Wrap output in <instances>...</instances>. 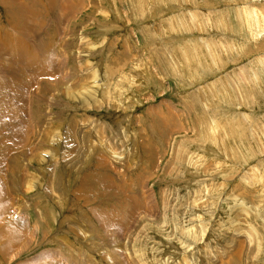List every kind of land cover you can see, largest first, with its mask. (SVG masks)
I'll return each instance as SVG.
<instances>
[{"label":"rangeland","instance_id":"1","mask_svg":"<svg viewBox=\"0 0 264 264\" xmlns=\"http://www.w3.org/2000/svg\"><path fill=\"white\" fill-rule=\"evenodd\" d=\"M0 149V264H264V0H0Z\"/></svg>","mask_w":264,"mask_h":264},{"label":"crops","instance_id":"2","mask_svg":"<svg viewBox=\"0 0 264 264\" xmlns=\"http://www.w3.org/2000/svg\"><path fill=\"white\" fill-rule=\"evenodd\" d=\"M0 150H2V149H0ZM7 190H8L7 187H5L4 191L0 190V193L3 192L4 196L7 197L8 196V194H7L8 191ZM4 200L5 199L3 198V196L0 195V204L1 205L4 202ZM1 205H0V207H1ZM2 209L3 208L1 207L0 210H2ZM21 215L23 217L25 216L23 214H21ZM25 219L26 218H24V220ZM20 226H23V224L21 222H18L17 220H14V222L12 224L10 222H8V224L7 223L4 224V226H3L4 227L3 235H4V237L6 235V238H7L6 241H8V242H6L5 245L1 247V249H0L1 250L0 251L1 255H3L6 251H8L10 249V247H11V244L13 242L17 241L18 239H20L21 238L20 236L23 235L22 232L18 231V229L22 230V228Z\"/></svg>","mask_w":264,"mask_h":264},{"label":"bare ground","instance_id":"3","mask_svg":"<svg viewBox=\"0 0 264 264\" xmlns=\"http://www.w3.org/2000/svg\"><path fill=\"white\" fill-rule=\"evenodd\" d=\"M250 14H251V13H250ZM253 17H254V16H253ZM250 23H251V22H250ZM258 23H259V20H258ZM252 24H253V23H252ZM260 24H261V23H260ZM262 33H263V32H262ZM261 35H262V34H261ZM259 36H260V35H259ZM210 43H211V42H210ZM213 126H214V125H213ZM89 186H91V185H89ZM89 186H88V187H89ZM134 196H135V195H134ZM12 200H13V199H12Z\"/></svg>","mask_w":264,"mask_h":264}]
</instances>
